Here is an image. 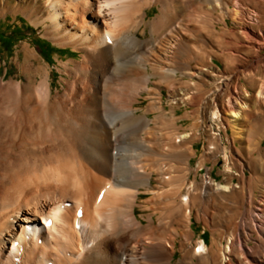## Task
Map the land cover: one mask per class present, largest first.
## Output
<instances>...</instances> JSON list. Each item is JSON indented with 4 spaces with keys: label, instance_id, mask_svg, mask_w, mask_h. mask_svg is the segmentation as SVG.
Returning <instances> with one entry per match:
<instances>
[{
    "label": "bare ground",
    "instance_id": "6f19581e",
    "mask_svg": "<svg viewBox=\"0 0 264 264\" xmlns=\"http://www.w3.org/2000/svg\"><path fill=\"white\" fill-rule=\"evenodd\" d=\"M9 12L78 53L0 69V264H264V0Z\"/></svg>",
    "mask_w": 264,
    "mask_h": 264
},
{
    "label": "rangeland",
    "instance_id": "374dc122",
    "mask_svg": "<svg viewBox=\"0 0 264 264\" xmlns=\"http://www.w3.org/2000/svg\"><path fill=\"white\" fill-rule=\"evenodd\" d=\"M157 5L149 9V17L157 14L159 9ZM145 36V34H143ZM26 41H30L33 46H36L40 53L43 55L44 60L51 61L53 65L52 77L55 82V87H62L61 76L62 72L59 69V59H68L73 56L74 51L72 48H60L53 41L44 36V34L35 27V25L27 19L22 13L15 16V14L9 12L7 16H4L0 21V69L1 73H5L10 68L8 77L21 73V65L18 59V51L21 50ZM72 50V52H71ZM72 53V54H70ZM218 61V60H217ZM221 65L222 61L219 62ZM168 97V92L166 91ZM147 99H144L137 103V105L145 106ZM189 109V106L184 104L179 108L180 114H185ZM190 119L186 118L181 123L188 124ZM198 146L203 147V141L198 143ZM197 158H195L196 160ZM195 162V161H194ZM221 163H218L215 168V173L219 172ZM138 212H142L138 208ZM197 233H203L208 237V241L212 240V232L209 228H205L203 223L196 222ZM179 256V255H178ZM177 258V257H176Z\"/></svg>",
    "mask_w": 264,
    "mask_h": 264
}]
</instances>
